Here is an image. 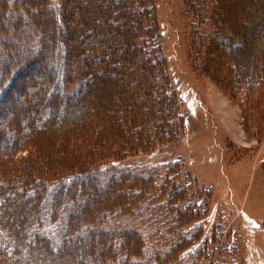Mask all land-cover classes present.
I'll list each match as a JSON object with an SVG mask.
<instances>
[{"label": "trees", "instance_id": "obj_1", "mask_svg": "<svg viewBox=\"0 0 264 264\" xmlns=\"http://www.w3.org/2000/svg\"><path fill=\"white\" fill-rule=\"evenodd\" d=\"M80 1L43 0L44 9L39 10L41 14L34 11L39 16L37 15L38 18L33 20L34 28L25 36L26 39H34L30 48L12 52L7 40H0L2 46L5 47L4 53L0 55V102L10 101L6 98L11 95V92H15L12 94L15 97L13 101L19 104L18 106L22 103L27 108V104L37 99V90H41L40 85L45 84L49 87V96L44 100L48 113L42 118L38 127L43 128L46 122L50 124L46 133L38 134V130L33 128L32 137L20 138L19 134L18 137L9 134V125L12 127L15 125V133L20 129L16 118L24 113L21 104L20 110L10 116L6 123V129L0 126V205L6 202L3 196L5 193L8 197H19L29 191V198L34 201L33 205L28 208L30 217L36 218L37 215L45 214L49 221L48 224H50L49 227L45 222L42 223L45 224L44 226L41 224L44 232H39L38 236L44 244L42 250L45 255L52 252L61 255V264L73 261V252H67V246L71 242L76 243V240L80 243L78 236H81V239L86 242L85 237L88 234L87 242L90 243V233L97 235L98 232L94 230L93 222L90 220L97 213L100 215L96 222L104 223L102 228L106 229L110 235L115 232L112 230L115 225L113 219H118L119 224H116L120 226L118 233H121V239L116 241V245H114L115 242L113 243L111 254L107 253L108 247L96 250L94 255L89 254L86 259L88 264H237L234 256L235 248L231 244L223 243L224 230L219 229L217 232V224L220 223L210 220L211 192H203L202 188L189 178L188 172L182 173L181 159H170L168 156L164 162H149L130 168H117V163L125 156L151 155L158 147L166 145L170 141L175 142L185 124L184 114L180 111V103L173 85L168 80L162 55L156 50L159 49V43L152 26H149L147 0H97L98 4L109 3L118 7L117 10L112 8L111 20L105 19L108 23L112 21L110 24L119 25L121 29L123 26L127 27L126 30H122L115 36L114 33H108L115 45L120 42L123 48L111 47L110 50H107V46H104L102 53L105 51L116 52L115 57H119L121 54L122 57L128 58H133L136 55L140 57V60L141 57L148 54L153 63L160 62L161 78L155 79L157 84L153 88L143 74L140 75L139 81L135 84L131 83L132 88L135 85L139 92L142 91L148 95L151 94V89L152 92L159 91L160 99L153 102L147 101L144 106L147 115L142 116V105L133 102L135 94L133 95L128 90V95L125 98L121 97V102L118 104L120 106L118 109L120 124L117 123V125L123 129V134L116 128L114 121L117 117L106 114V118L100 123L99 120L93 119L94 123H97V126H93L94 130L91 126L89 128L87 125L80 126L73 136L72 146H70L72 149L68 150L69 154L66 155V158L59 156L57 159L51 158L53 153L57 156L58 145L62 148L61 152L66 150V141L69 135H67L68 130L63 131L62 129L61 140L57 139L53 129L49 132V127L54 124V121H50V119L53 118L58 105L62 109L57 114L59 120L65 118L64 110L67 107V99L78 94L91 82L88 77L93 76L92 72L96 68L93 56L97 51L91 52L88 63L83 59H75L76 52L74 51L77 50V44L70 41L75 36H73L74 29L71 30L69 24L79 23L83 26L87 19L86 13H78V10H81L78 5ZM184 1L187 14L196 21V25H202L209 31L196 33L190 48V55L194 54L196 58H200V55L211 56L213 52L217 55H228L239 47L237 42L229 46L228 41L232 34L226 28L227 25L223 23L224 20L217 15L216 11L222 10V1L218 3L217 0H207L206 2H209L210 5L200 2V0ZM14 3L15 0L10 2L9 0H0V17L2 19H4L6 11L13 9ZM73 15H76L74 19ZM107 15L106 17H108ZM13 23L14 26L16 25V29H21L18 21ZM84 34L85 36H95V30L86 31L82 38L85 37ZM217 49L219 50L216 51ZM152 52L156 53L155 57L152 56ZM109 57L107 54L105 56L101 54L98 56L97 62L100 63L103 59L107 61ZM77 61L80 63H76ZM197 61H201V59H197ZM255 62L257 65L255 72L246 73V71L236 70L233 79L227 80L226 84L229 87V94L241 108L244 126H247L255 136L260 137L264 133V84L260 80L264 71V58L260 56ZM36 64L39 66L37 76L29 84L27 72ZM73 65L74 67H72ZM117 66L120 64L118 63ZM85 72H88L89 76L87 73L85 76ZM81 76L83 78L79 81ZM37 87L38 89H36ZM163 93L172 98L165 100ZM26 99L28 102H25ZM152 103L157 107L156 113H152ZM49 111H52V115ZM161 112L165 115L162 116ZM102 125H104L103 133L105 135H101L102 129L97 130ZM84 130L86 131L84 132ZM42 134L44 135L40 138ZM48 134L51 138H56H54L56 141L54 145H52L53 141L49 142V145L54 146V149L48 156L47 147L43 156L40 155L41 161H39L38 149L41 145L39 142ZM1 140H4L3 144H1ZM20 148H30V152L22 159L15 160L14 152ZM32 149L34 150L32 151ZM80 158L81 164L78 160ZM72 165L74 167H71ZM99 176L102 177L104 185L116 180V185L119 186L122 181L126 182L131 179L129 185H125V191L128 195L131 194L129 195L131 199L125 200L126 195L122 191L116 197L117 205L111 209L104 210L102 206L96 209L93 207L84 208V213L89 216L85 219L80 208V212L74 209L73 197L80 193V186L83 182L94 183ZM29 183L30 190L27 188ZM88 187L90 188L89 185H86L83 188ZM60 192L68 194L63 196L62 193L60 196ZM200 196L202 197L200 198ZM47 199L51 203L45 208L43 203ZM86 200L93 202L88 197V199L80 200L78 205L83 206ZM114 202L115 199L111 201L112 206ZM16 206L20 210L24 203ZM70 206L73 207L69 209ZM122 220L135 224L136 231L132 228L125 230L121 227ZM35 222L36 226H39L38 220L35 219ZM52 224L54 225L52 226ZM202 224H206L208 228L203 229ZM56 225L60 233H56L54 239L50 236V229ZM9 226L7 218L1 216L0 264H16V261L21 259L25 264L24 255L21 254L24 249L21 228L10 230ZM205 230L207 231L205 232ZM132 233L136 235V238L129 235ZM71 237L75 239L71 240ZM15 239L20 250L15 246ZM51 242L55 244H51ZM63 244H67V246L63 247ZM101 246L103 247V245ZM226 246L232 247L230 254L233 258L229 261L224 259ZM63 248H66V251ZM78 262L76 263L78 264Z\"/></svg>", "mask_w": 264, "mask_h": 264}, {"label": "rangeland", "instance_id": "obj_2", "mask_svg": "<svg viewBox=\"0 0 264 264\" xmlns=\"http://www.w3.org/2000/svg\"><path fill=\"white\" fill-rule=\"evenodd\" d=\"M206 1L200 0V2L210 5ZM217 1L218 3L222 1V10H217V15L224 20L223 23L227 25L226 28L232 34L231 39L229 38L230 40L228 41L229 46L237 42L239 47L228 55H217V53L213 52L211 56L200 55V58H196L194 54L190 55V48L196 33H207L209 31L202 25L197 26L196 21L187 14L185 1L147 0L149 26H152L159 43V49L156 50L162 55L165 71L180 103V111L184 114L185 124L181 133H178L179 135L175 142L170 141L166 145L158 147L155 153L151 155L136 154L125 156L119 160L117 168H130L149 162H164L168 156L170 159H181L182 173L188 172L189 178L193 179L196 182L194 184H198L203 192H211L210 220L220 223L217 224V232L219 229L224 230L222 234L223 243L231 244L235 248L236 263L264 264V133L260 137L255 136L247 126H244L241 108L229 94V87L226 84L227 80L233 79L236 70L246 71V73H249V71L255 72V66H257L255 60L260 56L264 58V0ZM42 2L43 0H15L13 9L6 11L4 19L0 17V40H7L12 52L23 51L32 47L34 39H26L25 36L34 28L33 20L38 18V14H41L39 10L44 9ZM78 5H80L79 9H81L80 11L78 10V13H86L87 19L84 21L83 26L79 23L73 24L74 26L71 25L72 23L69 24L71 30L74 29L73 36H75L70 41L73 44H77V50L74 51L76 52L75 59H83L88 63V59L91 58V52L97 51L96 54L92 53L94 54L93 59L96 68L92 72L93 76L88 77L91 82L85 88H82L78 94L72 95L74 98L67 99V107L64 110L65 118L59 120L57 114L62 109L58 105L53 118L50 119V121H54V124L49 127V132L53 129L57 139L61 140L62 129L63 131L68 130L67 135H69L66 141V150L61 152L62 148L58 145L57 156L55 153L51 156V158L56 159L58 156L60 158L68 156V150L72 149L70 146H72L73 136L80 129V126L84 127L83 125H87L88 128L91 126L92 130H94L93 126H97L94 120H99L100 123L106 118V114L107 116L117 117L114 122L116 128L122 132L123 129L117 125V123L120 124L118 120V109L120 106L118 104L121 102V97L125 98L128 95V90L133 95L135 94L133 102L142 105V116L147 115L144 109L146 102L157 101L161 95L159 91H155L156 93L152 92V89L151 94L148 95L142 93V91L139 92L135 85L133 88L131 87V83L135 84L139 81L140 75L143 74L150 83L151 88H153L157 84L155 79L161 78L160 62L153 63L148 54L143 58L141 57L140 60V57L136 55L133 58H128L126 56L122 57L121 54L119 57H115L116 52L105 51L102 53L104 46H107V50H110L111 47L123 48L122 43L118 41L115 45L108 33H114L115 36L122 30H126L127 27L123 26L121 29L119 25L113 26V24H110L112 21L108 23L105 20L108 18L111 20L112 18L110 19V17L113 16L112 8L117 10L118 7L109 3L98 4L97 0H81ZM34 11H38V16ZM106 14H108V17H106ZM74 16L76 17V15H73V19ZM16 21L20 23L21 29L19 30L16 29V25L14 26L13 22ZM91 29L95 30V36H85L84 34L85 37L82 38L83 33ZM92 38L95 40H91ZM4 51L5 47L0 42V55ZM101 54L102 56L107 54L110 57L107 61L103 59L99 63L97 58ZM155 54L152 52L153 57H155ZM197 59H201V61H197ZM117 62L120 66H117ZM76 63H80V61ZM139 65L142 66L139 67ZM38 67V64H36L27 72V82L29 84L36 78ZM84 69L86 70V68ZM86 73L88 75V72H85V76ZM82 78L81 76L79 81ZM260 80L264 84V71ZM40 87L41 90H37V99L31 101L30 104L26 103L27 108L26 105L21 103L24 108L22 112L24 113L16 118V123L19 124L20 128L19 131L15 133V125L14 127L9 125V134L14 137H18V134L20 138L32 137L33 128L38 130V134L47 132L49 123L46 122L43 128L38 127V125L48 113L44 100H46L45 97L49 96V87L45 86V84H41ZM13 93L15 92H11V95L6 98L10 101L0 102V126H3L4 129H6V123L12 113L21 108V104L18 106L19 104L13 101L15 99L14 95L12 96ZM163 95L165 100L172 98L165 93ZM25 102H28L27 99ZM152 105V113H156L157 107L153 103ZM50 114L52 115V111ZM161 114L162 116L165 115L162 112ZM89 121L91 122L89 123ZM100 127L97 130L102 129L101 135H105L103 133L104 125ZM54 138H51L48 134L41 139V142L38 141L41 143L38 149V153H40L38 156L39 161H41L40 157L43 156L47 147V155L50 156V152L52 154L54 149L52 145L56 142V138ZM50 141H53L52 145H49ZM3 143L4 140L1 144ZM29 152L30 148H20L14 152V159L20 160L27 156ZM78 160L79 164H81V158ZM71 167L74 166L72 165ZM130 181L131 179L126 182L122 181L119 186L116 185V180L113 183L104 185L102 177L99 176L94 183L91 181L83 182L80 186V193L73 197L74 209L78 212L81 209L85 219L89 218V216L84 213V208L90 209V207H93V209H96L102 206L104 210L106 208L111 209L117 205L116 197L122 191L125 192V200L131 199L129 197L131 194L129 193L128 195L125 191V185H129ZM86 185H89L90 188H83ZM27 188H31L30 183L27 184ZM34 188L36 190L35 186ZM68 191L70 192V190ZM11 193L9 192V195ZM62 193L60 192L59 195L61 196ZM65 194L68 193H63V196ZM3 196L6 202L0 205V218L1 216L7 218L10 230L12 228L16 230L18 227L21 228L24 239V249L21 254L23 253L24 255L25 264H61V255L53 252L45 255L42 250L44 244L38 235L39 232H44V229L41 228L42 225H45L42 224L43 222L48 227L50 224H48L49 221L45 214L43 216L37 215L36 218L30 217L28 208L33 205L34 201L29 198V191L19 197H8L7 193ZM88 197L92 199V203L90 200H86L83 206L78 205L80 200L83 198L88 199ZM113 199H115V202L112 206L111 201ZM23 203V208L18 210L16 205ZM49 203L51 202L48 199L45 200V203H43L45 208L49 206ZM72 207L70 206L69 209ZM140 213L142 214V212ZM99 215L97 213L90 219L93 222L92 227L98 232L96 233L97 235L90 233V243L87 242V234L85 237L86 242L81 239V236H78L80 243L76 240V243L71 242L68 246L65 244L67 252H73V261H68V264H77V261H79L78 264H88L86 259L89 254L94 255L96 250L106 249L105 247H108L107 253L111 254L113 243L115 242L114 245H116V241L121 239V233H118V227H120L117 225L119 224L118 219H113V221L115 220V225L112 230L115 232L110 235L106 229L102 228L104 223L99 224L96 222ZM78 217L80 218V216ZM35 219L38 220L39 226H36ZM122 221L120 224L125 230L132 228L136 231L134 228L136 227L135 224L125 220ZM202 225L203 229L208 228L206 224ZM56 233H60L57 225L50 229V236L55 239ZM129 235L136 238L133 233ZM73 239L75 238L71 237V240ZM15 241L17 240L15 239ZM107 243L108 245H106ZM51 244L55 243L51 242ZM65 245L63 244V247ZM15 246L17 249L19 248L18 242H15ZM63 249L66 251V248ZM225 249L224 259L229 261L233 258L230 254L232 247L226 246ZM16 264H23V260H17Z\"/></svg>", "mask_w": 264, "mask_h": 264}]
</instances>
